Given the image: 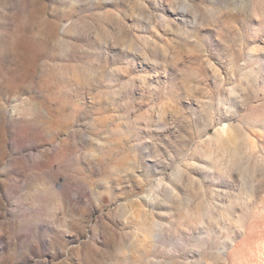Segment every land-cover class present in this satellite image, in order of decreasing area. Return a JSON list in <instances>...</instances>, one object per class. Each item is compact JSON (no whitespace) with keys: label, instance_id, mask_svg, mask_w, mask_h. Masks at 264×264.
<instances>
[{"label":"rangeland","instance_id":"374dc122","mask_svg":"<svg viewBox=\"0 0 264 264\" xmlns=\"http://www.w3.org/2000/svg\"><path fill=\"white\" fill-rule=\"evenodd\" d=\"M0 264H264V0H0Z\"/></svg>","mask_w":264,"mask_h":264}]
</instances>
